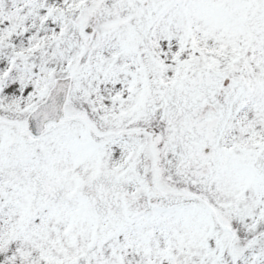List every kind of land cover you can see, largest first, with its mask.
Masks as SVG:
<instances>
[{
    "label": "snow or ice",
    "instance_id": "obj_1",
    "mask_svg": "<svg viewBox=\"0 0 264 264\" xmlns=\"http://www.w3.org/2000/svg\"><path fill=\"white\" fill-rule=\"evenodd\" d=\"M0 264H264V0H0Z\"/></svg>",
    "mask_w": 264,
    "mask_h": 264
}]
</instances>
